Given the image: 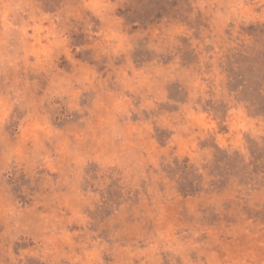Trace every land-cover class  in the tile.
<instances>
[{"label":"rangeland","instance_id":"obj_1","mask_svg":"<svg viewBox=\"0 0 264 264\" xmlns=\"http://www.w3.org/2000/svg\"><path fill=\"white\" fill-rule=\"evenodd\" d=\"M0 264H264V0H0Z\"/></svg>","mask_w":264,"mask_h":264}]
</instances>
